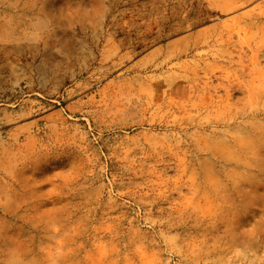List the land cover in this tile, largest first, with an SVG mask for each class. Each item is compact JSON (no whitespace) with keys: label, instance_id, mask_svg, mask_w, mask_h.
Wrapping results in <instances>:
<instances>
[{"label":"rangeland","instance_id":"obj_1","mask_svg":"<svg viewBox=\"0 0 264 264\" xmlns=\"http://www.w3.org/2000/svg\"><path fill=\"white\" fill-rule=\"evenodd\" d=\"M0 264H264V0H0Z\"/></svg>","mask_w":264,"mask_h":264}]
</instances>
